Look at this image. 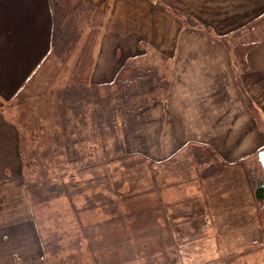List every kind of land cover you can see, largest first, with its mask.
Listing matches in <instances>:
<instances>
[{
    "label": "crops",
    "instance_id": "0c3cea01",
    "mask_svg": "<svg viewBox=\"0 0 264 264\" xmlns=\"http://www.w3.org/2000/svg\"><path fill=\"white\" fill-rule=\"evenodd\" d=\"M89 1L106 17L94 50L91 82L111 83L124 64L141 66L152 54L165 57L170 64L169 89L163 99L136 110H122L119 116V123H167L162 152H158L154 139L139 143L134 133L127 150L163 162L176 159L192 143L207 146L213 163H200L203 154L190 153L196 162L191 163L194 173H187L188 177L201 171L199 186L206 195V199L199 200L201 205L194 203V207L210 209L209 217L216 221L207 224H236L224 231L223 240L233 233L249 234L250 230L264 238L254 188L251 193L249 176L242 165L264 149V0ZM181 16H188L194 23L185 22ZM51 33L49 0H0V81L17 84L7 94L13 95L49 54ZM14 65L21 75L15 76ZM196 123L203 124L193 135H184L188 126ZM207 125L216 127V131L202 130ZM165 140L171 146L164 144ZM9 149L0 152L7 156ZM13 186L0 185V242L1 238H10V222L6 220L9 200H4L3 194L7 198ZM21 191L18 196L25 198ZM220 214L225 220L216 219ZM19 223L25 225L23 220ZM244 224L254 227L238 226ZM4 244L8 250V242ZM259 245L253 254L240 248L221 252L228 256L226 264L241 257L242 264H264V246ZM248 256L254 257L251 263L247 262Z\"/></svg>",
    "mask_w": 264,
    "mask_h": 264
},
{
    "label": "rangeland",
    "instance_id": "374dc122",
    "mask_svg": "<svg viewBox=\"0 0 264 264\" xmlns=\"http://www.w3.org/2000/svg\"><path fill=\"white\" fill-rule=\"evenodd\" d=\"M98 14L99 13L95 14L96 18L99 16ZM92 15H94V13H92ZM181 17L187 23H194V20L190 19L188 16ZM103 20L104 23L102 22ZM99 23L97 27L98 34L96 33L93 43L94 46L92 44L93 51L97 46L100 32L106 23V17L102 15L101 22ZM86 29L82 28V36H80L79 40L76 42L77 44L70 57L65 55L64 61H62L50 51L48 55L43 56V60L40 64L37 65L36 69H33L34 72L32 71L33 73H29V77L22 81L21 86L17 88V91L13 95L7 93L11 92L17 84L11 80L0 81V131H3L2 136H0V151H4V149L6 150L7 147L10 146V152L7 156L0 152V168H3L1 169L2 172H0V185L12 183L15 188L9 191L7 198H5V194H3L4 200H9V203L5 201V204L8 203V210L6 212L8 217L6 220L10 222L8 225L10 227V232H8L10 238L5 240L1 238L0 264H91L90 258L92 257L95 260V264H145L142 258L140 259L139 253H136L133 249L132 245H134L135 241H133V243L129 241L125 244H119L120 242L113 240L117 235V229L116 232L114 231L116 226L113 227V225H118L113 223L111 226L114 230L107 224L100 225L90 230V233H93L94 240H92L89 248H91L94 253H92V257L90 256L82 261L81 257H85L83 254H88L87 251L84 250L86 248H81L85 245L84 242L79 239L77 244L78 239H69V234L64 233L65 230H62L63 233H60V227L56 229L57 224H61V228H64L65 225H69V217L66 215L64 217L62 215V208L64 205L60 203L61 201L58 202V200L57 203H52V205L44 204V206L48 207L49 211L51 210V212L48 211L50 214L55 210L54 214L58 216L55 221H53L52 217L49 215H43V211L40 210V213L43 215L41 221L43 220L44 231L43 228L42 231L46 239L49 238L51 241L47 240V244L45 245L39 240L30 204L26 193H24L25 184L27 186L29 182L34 183L37 187L42 186L40 181L53 182L57 187L66 188L68 194L70 191L76 207L80 209L78 211L82 213H90L88 207L97 205L99 200H101L100 198L104 197L107 200L110 198L106 197V195L104 196L101 191L96 195L94 194L97 189L104 190V187H100L95 181L92 182L85 180L86 177L80 178L77 175H73L74 166L78 167L83 163L69 165L68 160L70 155L63 145L56 146L57 148L59 147V149L53 150L54 147L50 148V146L55 145L54 142L51 145L48 140L50 143L49 146L48 141L44 140L47 136L41 131L37 130L34 136L35 138L31 134L35 133L39 123H48L52 125L47 133H50L52 136L53 129L57 127V129L61 131V141L65 140V136L69 131H63L62 123H69V108H67L65 114L62 113L61 103H59V93L62 89L69 86V77L74 69L73 63H75L77 54L80 52L81 46H83V42L86 38L85 35H87L89 31ZM142 64L144 66H141L144 69H154L156 72L155 74L153 73V77L148 82V85L152 84L155 88L152 89L150 86L147 87V90H149L144 97V99L147 100L144 105L156 100L161 101L169 89V61L158 54H152L146 62ZM18 69L19 67L14 65L15 76L21 75L20 71L17 72ZM25 69L27 68L25 67ZM3 87L5 90H3ZM112 90L113 89L109 90L108 88H102L101 91L104 95ZM94 106V103L88 105L85 118H81V116L78 117L74 114L67 126L69 130H71L73 126L72 130H74V133L71 134V137L83 143L82 148H84L85 153L95 152L94 154L98 155L97 158H100L99 155L102 154V142L107 140L109 136L103 135L104 137H102L100 134V128L97 125V123H99V117L98 113L95 115ZM78 119L81 121L83 120L82 123H78ZM200 124L202 125L203 123L189 125L184 131V135H193L194 132L198 131L197 129L201 126ZM165 126L167 127V123H119V138L117 137V140L122 142L127 150L129 148V140H131V133H134V138H136L139 143H144L148 140L147 138L151 140L154 139L158 142L156 145L159 147L158 152H162V135L165 131L167 132ZM202 130H205L207 133L209 131L215 132L216 127L207 125L206 128H202ZM228 131L231 132V129H228ZM51 138V140H53V136ZM7 141L9 143L11 141L10 145ZM110 141L113 142L114 140L111 139ZM109 143L110 142H108V144ZM164 144L171 146L166 140ZM108 147H111V145ZM194 149L199 151H194ZM47 151H51L52 154H54L51 156L49 154L47 155ZM182 151L184 152L180 156H177L176 159L171 157V159L163 162L158 160L151 161L143 158L142 155L130 151L129 153H132V155H128L127 159L125 158V161H129L133 168L137 166L143 167L138 169L137 173L140 176L133 177V172L130 170L128 178L135 179L141 177L143 180L147 178L145 180L146 183L145 181L135 182L136 179H133L135 182L134 191L137 190V194H140L141 190H145V193L143 192L141 196L138 195L140 198L137 202L139 201L140 203L135 206V209L141 204L145 207L143 206L141 209H136L140 210L134 219L135 224L138 225V232L133 234V238L144 240L146 243H155L157 241H153L156 236L150 237L152 241H150L148 237L154 234L156 229L159 228V224L154 221V218L159 213L157 209L160 207L162 209L159 214L164 216L168 222L169 237L176 241L172 240L174 244L169 247L170 252L168 253L169 255L167 256L165 264H212L211 262L213 261H223L224 264H226L225 262H227L228 256L222 254L221 251L225 252L222 249L228 252L236 248L248 249L249 251L251 250L250 252L253 254L255 253L254 249L256 248L257 250L258 248V243L262 248L264 246L262 243L264 240L263 235L259 232H255V230H250L249 234L243 232L233 233L227 237L225 236L223 240L222 234L224 231L230 230L236 224L210 225L205 223L209 220H213L215 223L216 220L213 217H209L211 213L209 208H204L203 206V208L194 207V203L200 204V199H206V195L199 186L202 179V175H199L201 171H199L197 175H190V177H188L187 173H194L193 169L190 168L191 163L196 162V160H193L194 156L191 155L192 153L195 155V152H197V156L203 154L200 163L203 161L213 163V156L210 155L211 150L209 151L207 146L201 148V146L193 143L185 147ZM185 151L189 153L186 154ZM44 155L47 156V158H42ZM143 160H145V162ZM216 162L219 163L218 161ZM214 165L216 169L219 168V166H217L218 164ZM242 165L248 173L251 186L250 192L252 193V188H254L256 182L255 179L264 176V168L259 161L258 153L255 152L252 157L242 162ZM149 168H151L153 172L148 171ZM3 170L5 171V175ZM210 171L213 173L214 168ZM69 177L73 180L71 182H66ZM15 185L17 186L15 187ZM95 187H97V189ZM20 189L25 195V198L18 196ZM43 192L46 193L48 191L45 189ZM255 205L257 206L256 201ZM38 209L41 208L39 207ZM135 209L133 208L132 210L135 211ZM203 212H206L205 214L208 216H204L205 214H203ZM113 213L117 214L118 212ZM223 214H226V212ZM223 214L218 215L216 219H224ZM44 216L47 217L45 218ZM49 218L52 219V222L47 224ZM19 220L25 221V225L22 223L18 224ZM65 222L67 223L64 225L63 223ZM142 222L144 223L139 225ZM160 225L163 226L161 223ZM39 226L42 227V224ZM238 226H242V228L250 227V229L254 227L252 224ZM117 227L119 229L118 233H122L123 235L125 233L123 225L121 224V226ZM214 232H217L219 236ZM100 233L106 235V238L104 237L105 239H102L103 241H99ZM172 233L174 237L170 236ZM108 234H110V236H107ZM6 241L9 246L8 250L6 249L7 246L4 244ZM45 247L46 249H51V255L49 251H47L48 255L45 253ZM97 247H99L98 250L95 249ZM262 252L264 254V250ZM216 253L221 255V260L215 255ZM149 257H147L148 264H161L162 262L159 257L153 254L151 256L149 255ZM253 258L254 257L248 256L247 262L251 263ZM236 259L237 258H235V263L239 261L238 264H242V257L237 261ZM230 260H233V257L230 258ZM123 261L125 263H122Z\"/></svg>",
    "mask_w": 264,
    "mask_h": 264
},
{
    "label": "trees",
    "instance_id": "16d2710c",
    "mask_svg": "<svg viewBox=\"0 0 264 264\" xmlns=\"http://www.w3.org/2000/svg\"><path fill=\"white\" fill-rule=\"evenodd\" d=\"M49 2L52 12L51 51L58 56L59 59L64 61L65 55L70 57L73 53L77 44L76 42L79 40L80 36H82V28L86 29L87 27L86 30H89L87 35H85L86 38L83 42V46H81L80 52L77 54L75 63H73L74 69L69 77V86L62 89L59 93V103H61L62 113L65 114L67 108H69L70 123V119L74 114L78 117L81 116V118H85L88 111V105L94 103L95 106L93 108L95 109V115L98 113L99 117V123H97V125L100 128V134L102 137H104L103 135H107L109 138L102 142V154L99 155L100 158H97L98 155L94 154L95 152L85 153L84 148H82L83 143H80V140L71 137L74 130H72L73 126L71 130L68 129L67 125L69 123H62L64 126H62L63 131H69L63 141L60 139L61 131H59L57 127L53 129V140H51L52 136L47 132L50 130L52 124L48 123H39L40 125L38 124L36 127L35 133L31 134L34 137L37 130L41 131L47 136L44 140H49L51 145L54 142L55 145L50 146L48 141L50 148L54 147L53 150L59 149V147L57 148L56 146L63 145L70 155L68 160L69 165L83 163L78 167L74 166L73 175H77L80 178L86 177L85 180L92 182L95 181L100 187H104V190L97 189L99 186L96 185L97 187L95 188L97 191H95L94 194L96 195L101 191L104 196L106 195V197L110 198L108 200L104 197L100 198L101 200H99L97 205L88 207L90 213H82L78 211L80 209L76 207L70 191L68 194L65 187V189H63V187H57L53 182L45 181H40V183H42L41 187H37L32 182H29V185L27 186L25 184L24 192L26 193L30 204L39 240L45 245L47 244V240H49V238L46 239V236H44L43 220L41 221V217L43 218V215H49L52 217L53 221L58 217L54 214L55 210L50 214L49 212H51V210L49 211L48 207L44 206V204L52 205V203H57L58 200V202L61 201L60 203H63L62 205H64L62 208V215L64 217L65 215L69 217V225H65L67 223L65 222L63 223L65 227L61 228V224H57L56 229H59L60 227V233H63L62 230H65L64 233L69 234V239H78L77 244L79 239L84 242L85 245L81 248H86L84 250L87 251L88 254H83L85 257H81L82 261L94 253V251L89 248L92 240H94L93 233H90V230L104 224L112 227L111 224L113 223L118 224L113 225V227L116 226L115 230L112 227L115 232L117 229V235L113 240L120 242L119 244H125L129 241L133 243V241H135L134 245H132L133 249L136 253H139L140 259L142 258L145 264H148L147 257L152 254L161 259V264H165L167 256L169 255L168 253L170 252L169 247L173 246L175 240L169 237L168 223L164 220L163 216L159 214L161 213L162 208L159 207L157 209L159 213L154 218V221L159 224V228L156 229L154 234L148 237V239L152 241L151 238L156 236L153 241H157L155 243H146L144 240L133 238V234L138 232V225L135 224L134 219L140 210L136 209H141L144 205L141 204L136 209L135 206L140 203L139 201L137 202L140 198L138 195L141 196L143 192L145 193V190H141L140 194H137L138 191H134V184L135 182L145 181L147 178L144 180L141 177L135 178L136 180L134 178H128L130 170L133 172V177L140 176L137 172L138 169L143 167L137 166L136 168H133L129 161H125L127 156L132 155V153H129V151L125 149L123 143L117 140V137L119 138L118 116L120 112L124 109L136 110L144 105L147 101L144 97L149 90H147V87L150 86L152 89L155 88L152 84L148 85V82L156 72L154 69H144L142 66L124 64L119 69L111 83L96 84L91 82L90 74L94 64L93 43L96 33L98 34L97 27L100 24L99 22H101L102 15L105 16L104 13L89 0H49ZM92 13H94V15H92ZM96 13H99L97 18L95 15ZM102 22L104 23V20ZM102 88L113 90L103 95L101 91ZM82 121L80 119L77 120L78 123H82ZM111 139L114 141H110ZM108 142L110 143L108 144ZM109 145H111V147H108ZM46 154L51 156L54 153L52 154L51 151H47ZM142 157L145 158V156ZM42 158H47V156L44 155ZM143 161L145 162V160ZM148 171L153 172L151 168H149ZM72 180L73 179L69 177L66 182H71ZM255 180L254 196L257 203L258 220L264 231V176H261V178L257 177ZM45 189L48 192H43ZM39 207L41 209H38ZM133 208L135 211L132 210ZM40 210L43 211V215L40 213ZM113 212L118 213L116 214ZM44 217L46 218L47 216ZM52 219L49 218L47 224L51 223ZM143 223L144 222L139 225H142ZM160 223L163 226H161ZM41 224L42 227L39 226ZM121 224L125 228V233L123 235L122 233H118L119 229L117 226H121ZM99 236V241H103L102 239L106 235L100 233ZM107 236H110V234ZM170 236L174 237L173 234ZM172 240L174 241L172 242ZM106 248L109 249L108 247ZM95 249L98 250L99 247ZM47 251H49L50 255L52 254L51 249L47 248L45 250V253L48 255ZM90 259L91 264H95L93 257ZM122 263L125 262L123 261Z\"/></svg>",
    "mask_w": 264,
    "mask_h": 264
},
{
    "label": "water",
    "instance_id": "95a60500",
    "mask_svg": "<svg viewBox=\"0 0 264 264\" xmlns=\"http://www.w3.org/2000/svg\"><path fill=\"white\" fill-rule=\"evenodd\" d=\"M259 160L264 168V149L260 150L258 153Z\"/></svg>",
    "mask_w": 264,
    "mask_h": 264
}]
</instances>
